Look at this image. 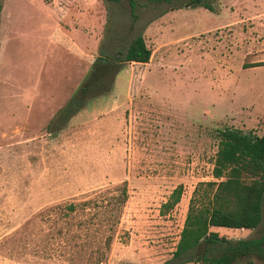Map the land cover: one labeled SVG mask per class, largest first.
<instances>
[{"label":"rangeland","instance_id":"obj_1","mask_svg":"<svg viewBox=\"0 0 264 264\" xmlns=\"http://www.w3.org/2000/svg\"><path fill=\"white\" fill-rule=\"evenodd\" d=\"M0 3V264L169 259L195 185L214 179L221 132H264V65L243 66L264 62V0ZM139 33L149 61L124 62L112 90L58 128L93 61ZM178 184L179 203L160 215ZM212 229L262 238L264 204L252 230ZM238 264H264V252Z\"/></svg>","mask_w":264,"mask_h":264},{"label":"trees","instance_id":"obj_2","mask_svg":"<svg viewBox=\"0 0 264 264\" xmlns=\"http://www.w3.org/2000/svg\"><path fill=\"white\" fill-rule=\"evenodd\" d=\"M196 4L200 0H194ZM131 6L133 3L130 1ZM206 8L209 5L201 2ZM2 5L0 3V11ZM151 49L142 34L130 40L124 51L115 56H98L89 74L72 95L66 106L58 111L57 127H61L89 100L112 90L116 74L124 62L147 63ZM264 65L253 62L246 67ZM213 180L199 181L189 198L188 207L172 256L161 264H238L243 258L264 252L262 238H231L221 235L212 227L230 229L256 228L263 218L264 204V132L261 135L245 133L238 129L221 132L213 159ZM116 201L119 213L128 198L126 181L118 188ZM183 185L175 186L167 199L160 204L159 214L165 215L180 201ZM85 200L80 205H88ZM77 204L65 205V217L74 212ZM112 237L104 240L105 249L110 248ZM105 257L104 252L101 257Z\"/></svg>","mask_w":264,"mask_h":264},{"label":"crops","instance_id":"obj_3","mask_svg":"<svg viewBox=\"0 0 264 264\" xmlns=\"http://www.w3.org/2000/svg\"><path fill=\"white\" fill-rule=\"evenodd\" d=\"M213 230V229H212Z\"/></svg>","mask_w":264,"mask_h":264}]
</instances>
